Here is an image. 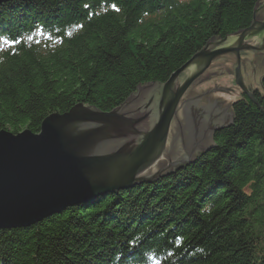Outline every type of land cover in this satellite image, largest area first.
Here are the masks:
<instances>
[{"label": "trees", "instance_id": "1", "mask_svg": "<svg viewBox=\"0 0 264 264\" xmlns=\"http://www.w3.org/2000/svg\"><path fill=\"white\" fill-rule=\"evenodd\" d=\"M260 1L1 2L0 130L36 133L79 102L110 110L247 28ZM231 114L180 171L0 228V264H264V77Z\"/></svg>", "mask_w": 264, "mask_h": 264}, {"label": "water", "instance_id": "2", "mask_svg": "<svg viewBox=\"0 0 264 264\" xmlns=\"http://www.w3.org/2000/svg\"><path fill=\"white\" fill-rule=\"evenodd\" d=\"M255 13L247 28L208 41L164 82L138 85L110 110L79 102L44 117L36 133L0 130V228L27 226L103 193L155 182L209 150L214 133L230 126L231 111L219 98L202 102L211 90L185 96L224 67L251 97L239 62L249 60L253 73L254 52H264V20Z\"/></svg>", "mask_w": 264, "mask_h": 264}, {"label": "rangeland", "instance_id": "3", "mask_svg": "<svg viewBox=\"0 0 264 264\" xmlns=\"http://www.w3.org/2000/svg\"><path fill=\"white\" fill-rule=\"evenodd\" d=\"M262 1H264V0H261L260 2H262ZM255 12H256L255 13L256 18L263 21L264 20V4L262 6H260ZM263 57H264V52H262V51L254 52L255 66L253 68V73H252V65L249 62V60L242 59L243 64L239 62L240 74L245 79V87L247 88L250 95H252V92L254 90H260L261 91V80L264 77V66L262 64ZM243 65L245 66V72H244ZM216 72H220V73L219 74H216V73L209 74L205 77H202V79L199 80L198 83H196V85L194 84V86H192L190 88V90L187 92L185 97L191 96V95H198V94L205 92L207 90H211L202 98V102H207L209 97H211L212 99L219 98L220 100H224L221 107L223 108V107L228 105L226 112H229V111H231V103L234 100H236L237 98H239L241 96V93H243L242 87H241L240 83L237 81V76H235V74L232 72H228L226 68H224V67L217 68ZM215 86L217 88L219 86L229 87L230 89H226V91L212 90ZM227 127H229V126H227ZM227 127H223L220 130L227 128ZM220 130H217V131H220ZM209 150H207L206 152H208ZM205 153H203V154H205ZM190 164H188V165H190ZM185 167H187V165ZM185 167H181L180 169H176V170H174L173 173L180 171L181 169H183ZM162 177H164V176H162ZM160 178H158V179H160ZM113 192L114 191H110L107 193H113ZM127 255L131 256V257L127 258L130 261V259H132V252L129 251L127 253ZM117 260H118V258H115V262H117ZM116 264H119V263H116Z\"/></svg>", "mask_w": 264, "mask_h": 264}, {"label": "snow or ice", "instance_id": "4", "mask_svg": "<svg viewBox=\"0 0 264 264\" xmlns=\"http://www.w3.org/2000/svg\"><path fill=\"white\" fill-rule=\"evenodd\" d=\"M30 38H31V37H29V39H30ZM3 42L6 44V43H8L9 41H8L7 39H4Z\"/></svg>", "mask_w": 264, "mask_h": 264}]
</instances>
